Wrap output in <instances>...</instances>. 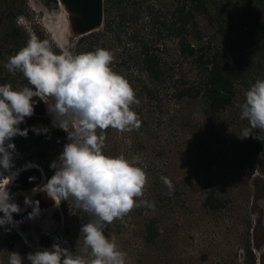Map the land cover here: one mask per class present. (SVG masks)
I'll list each match as a JSON object with an SVG mask.
<instances>
[{
	"label": "rangeland",
	"instance_id": "374dc122",
	"mask_svg": "<svg viewBox=\"0 0 264 264\" xmlns=\"http://www.w3.org/2000/svg\"><path fill=\"white\" fill-rule=\"evenodd\" d=\"M14 1V4L21 3L24 9V13L17 17V23L25 28L30 39L35 36L32 31L35 27L44 40L57 46L61 52L68 51L74 55L73 43L79 35L71 28L66 11L60 6L50 8L43 0ZM1 3L3 0H0ZM256 12L260 17L264 13V5L259 4ZM199 21L207 39L220 44L231 62V50L239 45L237 33L232 31L227 37H218L211 24L201 17ZM173 50L174 43L169 42V51ZM4 52L5 49L0 46V67L5 70L7 54L4 55ZM260 53L263 55L264 49ZM187 68L183 69V73ZM187 73L193 75L192 72ZM255 75L264 79L260 74ZM11 80L15 89L23 87L19 78L15 82L14 78ZM245 92V88L240 90L234 105L224 111L216 123L202 121L198 105L190 103L184 115L187 116L184 121L189 120L187 126L179 125V118L172 121L173 114L169 112L164 114L163 122L159 124H155L154 118L144 122L139 117L141 127L138 131L123 134L112 129L106 131L104 154L118 156L123 153L127 159L137 162L149 178L143 198L155 201L154 210L144 207L134 209L122 220L117 219L104 228L105 236L114 238L119 248L127 253V264H246L247 247L256 255L257 249L253 245L256 231L253 192L264 189V177L257 174L254 179V174L257 171L264 176L261 171L264 147L256 152L247 138H238L241 130L248 126L246 120L240 119L239 105L245 99ZM48 103L53 101L49 99ZM45 106V113L38 117L52 125L46 103ZM43 124L26 118L19 127L31 131L27 132V136H15L19 148L15 146L14 169L30 164L35 168L23 171L7 184L13 168L11 171L0 169L5 177L0 178V187L9 184L10 195L21 208L19 214H13L16 225H10L17 238H3L7 225L0 227V264H8L9 252H19L25 257L23 264H29L26 259L29 252L51 249L53 244L81 254V222L71 206V200L65 201L64 211L54 201L48 204L47 194L38 186L40 182L28 184L36 180L35 171L38 176L42 175L43 185L46 184L39 161L56 160L68 142L67 133L58 127L54 129L62 130L63 134L57 136L53 135V130L40 134L32 131L33 127H44ZM11 143L15 144L12 140ZM161 176L172 181V195L168 194ZM212 187L220 197L227 199L225 207L209 210L203 205V199ZM26 199L31 203L26 204ZM37 202L39 213L30 219L29 213ZM259 204L263 205L262 199ZM147 219H154L159 230L153 242H146L143 237V225ZM43 237L49 241L48 246L42 244Z\"/></svg>",
	"mask_w": 264,
	"mask_h": 264
},
{
	"label": "clouds",
	"instance_id": "9594fccd",
	"mask_svg": "<svg viewBox=\"0 0 264 264\" xmlns=\"http://www.w3.org/2000/svg\"><path fill=\"white\" fill-rule=\"evenodd\" d=\"M113 60V53L104 48L76 55L68 51L57 54L49 41L33 36L5 64L13 75L22 73L31 87L0 85V169L11 171L14 167L15 144L11 140L17 135L27 136L28 130L19 126L34 115L33 98L39 97L48 106L52 126L65 131L68 141L50 165L55 171L42 191L56 206L71 200L91 217L81 226V254L53 244L51 249L29 252V264H127V253L114 238L105 236V226L122 220L134 209H155V201L143 198L147 172L123 153L108 156L103 151L108 129L123 134L141 127L138 114L132 110L140 101L129 81L113 71ZM244 95L240 119L248 126L238 138L264 141V136L256 134L264 133V79H257ZM49 99L53 103H48ZM32 131L40 134L49 129L33 127ZM0 178H5L2 172ZM160 179L172 195V181L166 176ZM8 185L0 187V227H14L13 214L21 212ZM25 203L31 201L26 199ZM38 213L37 202L29 218ZM24 259L19 252H9L8 264H23Z\"/></svg>",
	"mask_w": 264,
	"mask_h": 264
},
{
	"label": "trees",
	"instance_id": "16d2710c",
	"mask_svg": "<svg viewBox=\"0 0 264 264\" xmlns=\"http://www.w3.org/2000/svg\"><path fill=\"white\" fill-rule=\"evenodd\" d=\"M14 2L3 0L0 4L3 6L0 46L5 49L7 62L30 39L25 28L17 23V17L24 13V9L21 3ZM43 2L53 9L59 6L57 0ZM259 4L264 5V0H103L102 26L75 38L73 52L76 55L97 48L110 50L114 56L111 67L135 90L140 103L133 105L132 110L144 122L154 118L155 124L162 123L164 114L171 112L172 121L179 118L178 124L187 126L189 120L184 121L187 117L184 115L188 105L194 103L198 105L202 121L216 123L221 114L234 105L240 90L245 88L247 91L258 79L255 73L264 78V56L260 54L262 44L256 40L254 31V15ZM199 17L214 27L218 37H227L232 31L237 33L239 45L231 50V62L220 44L207 39ZM32 31L37 38L44 40L35 27ZM169 42L174 43L172 52L169 51ZM50 45L57 54L61 52L54 44ZM256 55L257 64H254ZM185 67L188 70L183 73ZM187 72H192L193 77ZM11 78L14 82L19 78L23 87H31L22 73L13 75L0 67V85L11 84L15 89ZM31 119L44 123V127L53 130L54 136L63 134L46 119L34 115ZM247 140L256 152L264 147V141H255L251 137ZM12 141L19 148L15 137ZM52 162L50 159L39 161L46 184L55 171L50 167ZM35 178H38L36 171ZM48 200V204L53 202L51 198ZM226 202L227 199L220 197L215 187L203 199V205L209 210L221 209ZM60 205L65 211V201ZM71 206L79 216L81 226L89 222L91 217L87 213L77 209L72 201ZM8 228L11 226L7 225L3 238H17L13 229L8 231ZM143 229L146 242H153L159 234L154 219H147ZM41 242L44 246L50 244L46 237ZM246 256V264H253L249 247Z\"/></svg>",
	"mask_w": 264,
	"mask_h": 264
},
{
	"label": "water",
	"instance_id": "95a60500",
	"mask_svg": "<svg viewBox=\"0 0 264 264\" xmlns=\"http://www.w3.org/2000/svg\"><path fill=\"white\" fill-rule=\"evenodd\" d=\"M58 5H62L69 16V21L73 31L82 36L91 31H95L103 23V0H57ZM34 116H41L45 113V102L39 97H34ZM42 175L28 183L35 185L41 180Z\"/></svg>",
	"mask_w": 264,
	"mask_h": 264
},
{
	"label": "flooded vegetation",
	"instance_id": "af4514ba",
	"mask_svg": "<svg viewBox=\"0 0 264 264\" xmlns=\"http://www.w3.org/2000/svg\"><path fill=\"white\" fill-rule=\"evenodd\" d=\"M255 13V22H254V31L256 32V40L260 42L262 50L264 49V13L260 14ZM260 50V51H262ZM261 54V53H260ZM261 56H264V54ZM258 55L254 56L253 62L257 64ZM256 60V61H254ZM264 62V59H263ZM264 158V156H262ZM256 169H260L256 168ZM261 171L264 172V161L261 164ZM261 172V173H262ZM14 173V172H13ZM264 177L262 174L256 171L254 174L256 176ZM256 182V181H255ZM39 184L38 186H40ZM262 199L263 205L259 204V201ZM253 221L255 225V234L253 237V245H255V249H257L256 255H253V264H264V189L263 190H254L253 192Z\"/></svg>",
	"mask_w": 264,
	"mask_h": 264
},
{
	"label": "bare ground",
	"instance_id": "6f19581e",
	"mask_svg": "<svg viewBox=\"0 0 264 264\" xmlns=\"http://www.w3.org/2000/svg\"><path fill=\"white\" fill-rule=\"evenodd\" d=\"M64 11H66L65 9H64V7L60 4L59 5ZM68 14V13H67ZM31 168H35L34 167V165H32V164H30V165H28V166H25V167H23V168H20V169H18L16 172H14V173H12L9 177H8V179L6 180V183L5 184H7L8 182H10L13 178H15L16 176H18L20 173H22L23 171H25V170H29V169H31ZM40 183L39 184H42V185H40L42 188L46 185V184H44L43 185V178L41 177V180L39 181Z\"/></svg>",
	"mask_w": 264,
	"mask_h": 264
}]
</instances>
